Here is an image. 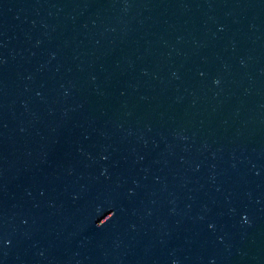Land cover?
Here are the masks:
<instances>
[{
	"label": "water",
	"instance_id": "95a60500",
	"mask_svg": "<svg viewBox=\"0 0 264 264\" xmlns=\"http://www.w3.org/2000/svg\"><path fill=\"white\" fill-rule=\"evenodd\" d=\"M137 94L264 107V0H0V106Z\"/></svg>",
	"mask_w": 264,
	"mask_h": 264
}]
</instances>
